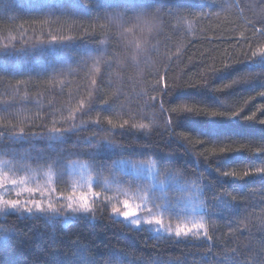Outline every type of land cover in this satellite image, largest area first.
I'll use <instances>...</instances> for the list:
<instances>
[{
  "label": "trees",
  "instance_id": "obj_1",
  "mask_svg": "<svg viewBox=\"0 0 264 264\" xmlns=\"http://www.w3.org/2000/svg\"><path fill=\"white\" fill-rule=\"evenodd\" d=\"M84 2L88 5L81 0H32L30 6L31 0H0V64L13 59L23 63L18 57L6 56L2 51L5 45L10 49L27 46L34 52L67 51L57 62L55 74L42 70L47 67L44 60L35 61L25 75L0 73V161L10 160L8 153L28 147L18 138L6 139L9 130L37 133L31 145L39 147L40 133L46 135L54 125L67 126L64 118L79 109L81 102L87 109L90 99L94 101L93 111L83 119L95 120L99 116L103 127H111L107 119L117 126L128 121L123 130L117 128L118 133H125L123 138L115 137L118 143L146 146L167 159L162 153L182 151L175 140H169L165 128L166 120L176 117L167 112L161 115L158 107L148 106L149 97L159 95L152 89L174 82L198 84L201 76L208 77L215 68L218 71L211 76L210 85L170 92V104L165 108L180 105L192 109L193 114L178 117L176 128L177 132L192 133L195 154L212 148L219 151L215 145H196L197 132L207 136L211 129L214 135L231 138V143L223 146L234 151L219 162L212 161L216 167H225L239 176L264 167V125L259 123L264 119V97L259 95L264 91V68L260 67L264 60L257 64L236 63L248 51L251 40L245 43L246 39H264L254 34L252 27H264L260 23L264 0ZM49 9L55 14L45 15ZM52 36L63 38V43L48 44ZM90 57H101L102 63L94 67ZM224 64L233 66L223 69ZM234 79L240 82L231 88L223 87ZM113 93L120 95L121 102L111 103ZM101 97L109 100L110 106L104 105ZM212 111L239 112L240 117H213ZM254 112L255 120L243 119ZM80 120L77 112L76 123ZM133 124H149L153 131L145 133L137 144L141 133L130 127ZM86 128L81 137L91 136L95 125ZM75 139L73 136L64 146L71 148ZM96 139L99 137L93 142ZM80 160L90 163L83 156ZM178 160L187 164L190 172L196 170L191 156ZM199 166L207 171L209 179L223 184L217 192L223 190L236 197L229 219L210 218L214 225L210 249L203 236L175 242L148 229L129 231L125 224L108 219L107 213L97 212L94 219L68 225H46L19 215L0 214V261L51 264L49 253L55 251L65 264H264V180L259 176L221 180L206 169L203 161ZM70 171L69 167L64 182L57 183V177L52 178L60 197L68 187ZM204 199L211 201V194ZM209 209L212 210L210 203Z\"/></svg>",
  "mask_w": 264,
  "mask_h": 264
},
{
  "label": "snow or ice",
  "instance_id": "obj_2",
  "mask_svg": "<svg viewBox=\"0 0 264 264\" xmlns=\"http://www.w3.org/2000/svg\"><path fill=\"white\" fill-rule=\"evenodd\" d=\"M90 2L91 0H88V3ZM81 3L84 6L88 5L84 0H81ZM44 14L52 15L55 12L49 9ZM260 23L264 24V17L260 19ZM252 27L254 34L258 33L259 37L264 38V27L255 28V25H252ZM249 40H251L250 43ZM244 42L249 43L248 51L243 54L244 59L237 58L236 63L257 64L259 60H264V39L248 38ZM40 43L45 42L41 41ZM47 43L61 44L63 38L52 36ZM32 47L35 48V45ZM2 51L6 56L18 57L23 62L18 64L13 59L9 63L0 64V73L12 75L28 74V68L39 60L46 62L47 67L42 70L46 73L55 74L57 62L61 61L62 56L67 52L63 49L34 52L30 51L27 46L10 49L7 45ZM90 59L93 60L94 67L102 63L101 57H90ZM232 66V64H224L223 69ZM260 67L264 68V66ZM217 71L213 68L208 77L201 76V81L198 84L185 85L174 82L171 85L164 84L152 89L159 95L150 96L147 101L148 106L153 109L158 107L161 115L167 112L175 114L176 117L175 120H166L165 128L169 131V140H175L182 151L178 152L174 149L162 153L163 157H167V159L162 158L161 153L150 151L146 146L133 147L128 142L118 143L115 137L119 135L123 138L125 133L123 131L118 133L117 128L123 130L128 121H124L123 124L117 126L113 124L111 119H107V124L111 127H103L104 121L99 116L95 120L83 119L93 111L94 101L91 99L87 109L84 108L83 102H81L79 109L64 118L67 126L54 125L52 128L47 129L46 135L40 133L41 146L39 147L33 148L31 145V139L37 136V133H25L23 129L17 132L14 128L9 130L5 134L6 139L9 136L12 140L18 138L22 145L27 144L28 147L23 148V150L18 148L15 153H8L11 157L10 160L0 161V189L4 190L5 193L9 191V188L17 189L16 198L14 199L0 195V214L19 215L35 222L43 221L46 225L56 223L68 225L80 219H94L97 212L107 213L108 219L114 223L125 224L129 231L148 229L156 233L163 232L166 234V239L175 242L187 240L190 237L199 239L201 233H203L204 239L209 242L210 249L214 236V225L210 223V218L218 216L222 219H229L236 197L230 196L229 193L223 190L217 192V188L222 189L223 184H217L214 180L209 179L207 171L201 169L199 162L203 161L206 169L215 172L221 180H237L255 176H259L261 180H264V167L245 171L243 176H239L233 171H226L225 167H216L212 161L219 162L234 150L223 146L231 143V138L225 139L223 134L214 135L211 129H209V135L207 136L198 132L195 133V144L215 145L219 147V151L212 148L195 154L191 146L192 133L177 132L176 128L178 117L182 113L193 114L192 109L182 108L180 105L165 108V105L170 104V92L185 87L208 86L211 83V76H214ZM160 79L163 80V77ZM239 82V79H234L231 84H226L223 87L231 88ZM92 84H96L95 79L92 80ZM219 90L213 88V91ZM89 95L91 96V93ZM259 95L264 97V91L260 92ZM100 99L104 105L110 106L109 100L102 97ZM119 102H121L120 95L113 93L111 103L116 104ZM258 111L260 110L258 109ZM77 112L81 115L79 123H76ZM195 114L208 113L197 112ZM210 115L213 117H227L229 120L240 117V113L234 111H212ZM243 119L253 121L256 119V113L244 116ZM259 123L264 125V119H260ZM89 124L95 125V128L91 130V136L81 137L80 133L87 131L86 126ZM130 127L137 128L141 133L137 137V144H140L145 133L153 131L149 124L138 126L133 124ZM73 136L76 139L72 141V147H65L64 145ZM96 137H99V139L93 142ZM102 153L106 155H101ZM185 155L191 156L195 160V171L190 172L188 170L189 166L180 163L178 160V157ZM82 156L86 157L90 163L81 161L80 157ZM72 157H76V159H71ZM30 165H36L37 167L33 169ZM69 167L77 177L73 184L72 194L66 198L60 197L55 202L48 201L45 203L47 197L41 195L43 191L40 185L41 179L51 182L53 176H56L57 183L64 182ZM105 172L108 175H104ZM77 183L82 187H88L89 191H91L94 184L101 191H92V199L89 200L86 194L82 193L79 196L75 194ZM44 187H47V184ZM113 191L114 195L102 196V193ZM25 193L27 198L22 200L21 197ZM209 194H211V201L206 202L204 198ZM133 200L139 202L133 204ZM209 203L212 210L209 209ZM149 204H151V208H148ZM97 205L100 207L98 208ZM165 216L168 217L169 221L179 220L183 217L184 222L173 227L171 223L165 224ZM210 229L213 230L212 234H210ZM49 255L52 257L51 264H65L59 252L52 251ZM0 264H5V262L0 261ZM89 264H95V262L90 261Z\"/></svg>",
  "mask_w": 264,
  "mask_h": 264
},
{
  "label": "rangeland",
  "instance_id": "obj_3",
  "mask_svg": "<svg viewBox=\"0 0 264 264\" xmlns=\"http://www.w3.org/2000/svg\"><path fill=\"white\" fill-rule=\"evenodd\" d=\"M69 174H70L69 178H68L69 184H68V187L65 189V193L62 195V197H65V198L72 194L73 184H74L75 180L77 179L76 175L72 172V170L70 171ZM45 184H47V187H44ZM40 185L43 189L41 195L47 197V199L44 201L45 203H47L48 201L55 202L58 198H60V196L56 193V187L54 186L53 180H51V182H48L46 179H41ZM16 191H17V189L9 188V191L7 193H5L4 190L0 189V195H4L6 198H13L14 199V198H16ZM92 191L100 192L101 189L98 188L97 190H95L94 186H92L91 191H89L88 187H82L78 183L75 185V194L77 196H79L83 193V194H86L88 196L89 200H91L92 199V195H91ZM114 194L115 193L113 191V192H108V193H102V196H111ZM26 198H27V194L25 193L24 195H22L21 199L23 200ZM64 202H66V201H64ZM138 202L139 201H136V200L132 201L133 204L138 203ZM148 208H151V204L148 205ZM141 211L143 212L144 210L142 209ZM164 219H165V224L171 223L173 227H175V225L178 223L184 222L183 217H181L179 220L173 219V220L169 221L168 217L165 216ZM161 233H163V232H161ZM163 234L166 235L165 233H163ZM200 236H203V233H201Z\"/></svg>",
  "mask_w": 264,
  "mask_h": 264
}]
</instances>
